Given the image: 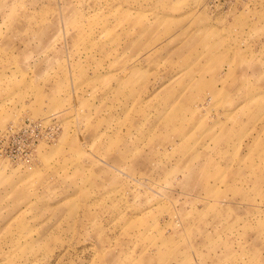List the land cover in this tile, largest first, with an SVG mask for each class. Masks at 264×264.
<instances>
[{
	"label": "rangeland",
	"instance_id": "1",
	"mask_svg": "<svg viewBox=\"0 0 264 264\" xmlns=\"http://www.w3.org/2000/svg\"><path fill=\"white\" fill-rule=\"evenodd\" d=\"M0 264H264V0H0Z\"/></svg>",
	"mask_w": 264,
	"mask_h": 264
},
{
	"label": "built area",
	"instance_id": "2",
	"mask_svg": "<svg viewBox=\"0 0 264 264\" xmlns=\"http://www.w3.org/2000/svg\"><path fill=\"white\" fill-rule=\"evenodd\" d=\"M28 153H29V151L27 149H24L23 154L27 155Z\"/></svg>",
	"mask_w": 264,
	"mask_h": 264
}]
</instances>
